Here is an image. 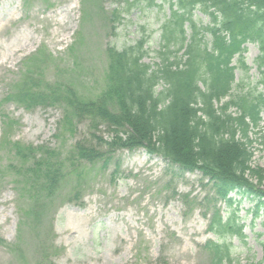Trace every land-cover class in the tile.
<instances>
[{"label":"trees","instance_id":"obj_1","mask_svg":"<svg viewBox=\"0 0 264 264\" xmlns=\"http://www.w3.org/2000/svg\"><path fill=\"white\" fill-rule=\"evenodd\" d=\"M158 1L168 6L170 14L161 26L159 63L154 67L143 62V39L122 51L108 46L103 88L85 97L74 85L44 81L54 63L39 48L26 59L23 73L0 100V106L15 103L25 110L59 107L62 120L56 139L63 141L65 134H74L75 122H87L91 134V139L74 143L62 154L57 147L11 141L12 121L2 115L0 151L11 155L5 170L18 186L16 243L0 239L11 253L20 254L26 229L36 242L34 264H51L56 250L48 245L45 215L55 203L77 204L97 172L114 164L117 151L142 148L183 173L198 172L206 181L204 187L210 189L200 200L202 217L208 221L207 231L222 243L207 241L202 249L208 264H235L225 238H242V226L234 212L222 215L219 204L231 208L234 195L256 200L258 209L264 199L260 190L264 169L251 166L252 133L258 132L264 144V132L259 129L264 116V0ZM196 9L206 15L207 24L193 20ZM111 12V23H119L121 12ZM82 42L78 36L66 50L72 73L79 68L76 52ZM249 43L259 50L253 61L258 79L250 82L245 81L249 67L243 57ZM237 69L244 79L236 80ZM100 126L110 134L108 140L96 135ZM114 165L112 181L119 167L118 162ZM182 199L189 200L188 196Z\"/></svg>","mask_w":264,"mask_h":264},{"label":"rangeland","instance_id":"obj_2","mask_svg":"<svg viewBox=\"0 0 264 264\" xmlns=\"http://www.w3.org/2000/svg\"><path fill=\"white\" fill-rule=\"evenodd\" d=\"M81 1L0 0V100L23 73L26 59L39 48L52 56L57 67L47 68L44 81L74 85L85 97H93L103 88L108 46L122 51L143 39V62L153 67L159 63L161 26L170 14L166 4L129 0L133 4L128 6L117 0H83L81 8ZM114 9L121 12L119 23L110 21ZM193 20L208 23L198 9ZM112 25L116 26L113 31ZM78 36L83 39L76 52L79 68L72 73V59L66 49ZM23 45L26 46L20 49ZM245 48L243 57L249 67L245 81H255L258 73L253 61L259 50L252 43ZM235 75L236 80L243 78L240 69ZM254 85L255 82L250 86ZM2 115L12 121L10 140L24 145H48L66 154L74 143L91 139L87 122H75L74 134H65L63 141L56 139L62 120L59 107L25 110L15 103L3 102L0 135ZM259 129L264 132V116ZM255 133L258 132L251 135V166L264 169V144ZM96 135L103 140L110 136L103 126ZM11 162V155L1 150L0 239L5 244L16 243L18 222V186L15 188L14 178L5 170ZM115 162L119 167L112 181ZM113 163L105 170H97L77 204L55 203L43 218V227L50 229L48 245L56 250L51 264H208L204 243L222 240L208 233L207 220L202 217L200 200L210 188L204 187L206 181L201 180V175L183 173L143 149L117 151ZM260 190L264 192V178ZM184 196H188L187 202ZM232 196L231 208L223 204L219 207L222 215L234 212L242 226V238H225L234 263L264 264V199L257 209L256 200ZM36 258V242L26 229L21 235L20 254L0 244V264H34Z\"/></svg>","mask_w":264,"mask_h":264},{"label":"bare ground","instance_id":"obj_3","mask_svg":"<svg viewBox=\"0 0 264 264\" xmlns=\"http://www.w3.org/2000/svg\"><path fill=\"white\" fill-rule=\"evenodd\" d=\"M31 42H32V41H31ZM25 46H26V45H23L22 47H20V49L23 48V47H25Z\"/></svg>","mask_w":264,"mask_h":264}]
</instances>
